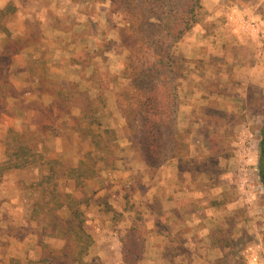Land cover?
<instances>
[{
  "label": "rangeland",
  "instance_id": "374dc122",
  "mask_svg": "<svg viewBox=\"0 0 264 264\" xmlns=\"http://www.w3.org/2000/svg\"><path fill=\"white\" fill-rule=\"evenodd\" d=\"M147 1L142 5L137 0L134 13L127 14L119 5L121 0L118 3L59 0L54 4L41 0L39 9L28 7V3L21 0L24 7L20 11L16 8L15 13L5 18L0 16V82L3 94L11 98L0 101V108L22 107V96L30 92L25 83L31 81L27 76L8 71L9 55H1L22 48L29 27L38 37L41 32L50 36L51 31H57L52 41L54 47L43 45L35 49L36 57L48 69L41 73L47 80L40 89V95L46 94L41 99L48 105L61 100L62 108L48 120L42 134L26 127L22 120L16 131L24 134L26 145L45 158L52 146L57 148L63 156L64 167L57 168L56 183L64 193L74 184L64 177L66 169L77 166L81 160L98 162L102 156L108 159L111 154L117 155L119 160L133 153L143 157L139 147H122L130 142L124 131L126 121L117 107V95L127 84L125 70L129 55L121 40V31L129 26L132 16L141 18L153 12L162 22L176 21L180 17L168 12L171 8L165 0ZM201 4L204 20L193 28L199 31L196 39L199 45L193 47L198 53L186 56L181 46L193 30L176 46L177 52L188 62L185 77L180 82L179 101L191 102L193 110L189 120L180 121L179 104L177 128L189 132V154L183 167L194 175L200 190L215 194L207 195V199L211 197L209 205L234 208L238 212L231 221L239 226L238 241L233 247L234 264H249L244 256L246 249L256 247L260 255L264 253V185L260 178L259 149L264 120V0H201ZM171 5L175 10L187 12L190 0H172ZM234 11L257 25L259 36H251L238 22L229 21ZM163 31V28L146 30L155 35ZM196 54L201 58H195ZM54 67L61 71L51 70ZM68 84L77 87H68ZM60 90H64L61 95ZM90 103L95 109L89 112V117L98 119L93 125L89 124V119L80 120L82 110ZM26 106L34 107L35 102L30 101ZM90 130L105 139H94ZM106 130L111 133L106 135ZM98 163L100 175L89 181L101 186L108 171L115 169H105L103 163ZM88 184L75 192L81 200L86 198L85 188L94 186ZM39 197L36 193L32 202ZM60 215L67 219L70 213L64 209ZM68 245L72 246L67 243L66 247Z\"/></svg>",
  "mask_w": 264,
  "mask_h": 264
},
{
  "label": "crops",
  "instance_id": "0c3cea01",
  "mask_svg": "<svg viewBox=\"0 0 264 264\" xmlns=\"http://www.w3.org/2000/svg\"><path fill=\"white\" fill-rule=\"evenodd\" d=\"M25 2L34 9H39L41 4V0ZM50 2L54 4L59 0ZM10 3L19 11L24 7L21 0H0V9ZM30 30L29 27L26 31L25 45L12 53L7 52L5 56L9 55L8 71L27 76L31 81L25 83L30 92L22 96V107L13 110L7 106L0 108V165L5 161L10 129L16 130L23 121L26 127L40 135L49 124L48 120L60 112L57 100L48 105L41 99L46 94L40 95V89L47 81L41 73L48 69L36 57L38 51L35 49L43 45L54 47L52 41L58 35L57 31H51L50 36L41 32L38 37ZM198 37L199 31L193 30L182 43L186 56L198 53L193 50L199 45ZM196 55L195 58H201V55ZM190 65L193 68V63ZM51 70L61 71L58 67ZM35 75L41 78L33 77ZM11 85L18 87L17 84ZM2 86L0 82V88ZM1 94L0 101L11 99L3 94V87ZM30 101L35 102L34 107L26 106ZM190 103H180V121L189 120L193 111ZM129 145L131 143L122 147ZM46 159L64 160L53 146ZM117 165L115 170L104 176L101 186L91 184L94 182L89 180L86 182L90 187L94 185L90 189L85 188L87 205L83 207L86 216L84 229L94 240L84 259L86 263L128 264L124 259V240L137 227L144 231V252L135 264L235 263L233 247L238 241L239 226L231 224V221L238 212L234 208L209 205L208 199L215 194L200 190L194 175L182 163L172 160L157 170H151L143 157L133 153L122 157ZM49 173L50 165L38 164L24 170L9 171L0 177V264H28L29 261L40 260L48 254L44 245L59 253L66 248V240L50 237L51 230L48 229L51 228L32 217L34 191L31 187ZM63 190L60 189L61 192ZM76 191L75 182L72 189L66 190L80 199ZM209 194L211 197L207 199Z\"/></svg>",
  "mask_w": 264,
  "mask_h": 264
},
{
  "label": "trees",
  "instance_id": "16d2710c",
  "mask_svg": "<svg viewBox=\"0 0 264 264\" xmlns=\"http://www.w3.org/2000/svg\"><path fill=\"white\" fill-rule=\"evenodd\" d=\"M139 1L142 5L148 3L147 0ZM165 1L171 8L169 13L180 14L178 20L162 22L161 17H155L150 10L152 14H145L141 18L132 16L129 26L121 31V40L129 55L125 70L127 84L117 95V107L126 121V138L133 149L139 147L151 170H157L172 160H178L182 164L187 162L189 132H181L177 128V120L180 82L185 77L188 62L177 52L176 46L204 20L201 0H190L187 12L175 10L171 5L172 0ZM136 2L137 0H121L119 5L127 14H132ZM15 11L16 8L10 3L0 10V16L5 18ZM156 28H163L164 31L156 35L146 32L147 29ZM6 55L3 53L1 56ZM68 87L76 88L77 85L68 84ZM63 91L60 90L59 95ZM62 105V101L58 100L57 106L60 110ZM94 109L90 103L89 107L82 110L80 120L89 119L90 125L96 124L98 119L89 117V112ZM110 133L109 130L105 131L106 135ZM90 134L96 140L105 139L103 135L95 134L91 130ZM23 137L24 134L15 129L8 131L5 161L0 165V177L12 170H24L38 164L50 165V173L31 187L34 195L38 193L40 196L36 202H32V217L51 228L50 237L61 238L72 244L60 253L44 245L48 254L40 260L29 261L28 264H88L84 259L94 245V240L84 229L86 216L83 207L87 205V200L76 199L69 193L61 192L56 183V174L58 167H64L62 162L47 160L43 154L26 145ZM259 149L260 178L264 185V120ZM108 159L102 156L98 162L103 163L105 169H115L119 160L117 155L111 154ZM98 162L87 158L81 160L77 166H69L64 177L73 180L79 190L88 180L99 177L101 169ZM63 209L70 213L67 219L60 215ZM143 235L144 231L139 227L127 234L124 240L126 263L135 264V260L143 254Z\"/></svg>",
  "mask_w": 264,
  "mask_h": 264
},
{
  "label": "built area",
  "instance_id": "2783aa9c",
  "mask_svg": "<svg viewBox=\"0 0 264 264\" xmlns=\"http://www.w3.org/2000/svg\"><path fill=\"white\" fill-rule=\"evenodd\" d=\"M238 22L243 31L248 32L251 36H259L257 32V25L247 20L238 11H234L229 15V21ZM256 247H249L244 251V256L247 258L249 264H264V253L262 255Z\"/></svg>",
  "mask_w": 264,
  "mask_h": 264
}]
</instances>
